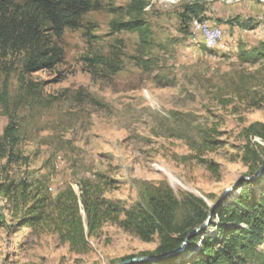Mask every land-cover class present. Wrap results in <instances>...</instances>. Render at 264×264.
<instances>
[{
	"label": "rangeland",
	"instance_id": "374dc122",
	"mask_svg": "<svg viewBox=\"0 0 264 264\" xmlns=\"http://www.w3.org/2000/svg\"><path fill=\"white\" fill-rule=\"evenodd\" d=\"M93 1L53 69L27 75L0 58V179L45 182L53 198L104 180L127 208L167 185L211 206L247 174L248 150L264 155L246 138L264 125V0H147L145 44L110 26L131 0ZM183 5L202 11L182 23ZM213 29L210 48L200 31ZM158 243L105 225L75 255L55 236L0 229V264H116Z\"/></svg>",
	"mask_w": 264,
	"mask_h": 264
},
{
	"label": "trees",
	"instance_id": "16d2710c",
	"mask_svg": "<svg viewBox=\"0 0 264 264\" xmlns=\"http://www.w3.org/2000/svg\"><path fill=\"white\" fill-rule=\"evenodd\" d=\"M147 4L131 0L121 9L122 18L111 22L112 31L137 33L145 44L150 35L143 18ZM100 8L93 0H0L1 60L19 58L27 75L53 69L64 59V32L80 28L82 19ZM201 11L199 5H183L181 22ZM246 138L264 143V125H251ZM245 160L249 180L239 182L235 192L211 206L191 193L177 196L167 185L150 193L145 205L127 208L104 197L108 186L104 180L79 182L77 191L67 189L53 198L45 182L5 177L0 179V229H26L37 239L55 236L71 253L84 255L90 239L98 237L105 225H116L144 242L158 237L155 251L140 257L165 256L185 243L181 252L154 264H264V169L253 179L264 155L250 149ZM179 211L183 215L177 220ZM210 211V224L192 236Z\"/></svg>",
	"mask_w": 264,
	"mask_h": 264
},
{
	"label": "water",
	"instance_id": "95a60500",
	"mask_svg": "<svg viewBox=\"0 0 264 264\" xmlns=\"http://www.w3.org/2000/svg\"><path fill=\"white\" fill-rule=\"evenodd\" d=\"M264 169V164L258 169V172L257 174L253 177L256 178L260 172ZM243 180H249L248 178H245V177H242L241 179H239L237 182H235L232 187L230 189H227L223 195L221 196V198L218 200L221 201L223 199H226L227 197H229V195L233 192V190L236 188L237 184ZM211 217H212V211H210L208 217H207V220L205 221V223L200 227L198 228L197 230H195L193 233H192V236H195L197 233H200L202 232L209 224H210V220H211ZM185 248V243L180 247L179 250L175 251V252H172V253H169L165 256H144V257H135L133 259H130V260H126V261H122V262H118L116 264H141V263H145V264H152V263H155V262H158V261H161V260H165L171 256H174L176 254H178L179 252H181L183 249Z\"/></svg>",
	"mask_w": 264,
	"mask_h": 264
},
{
	"label": "bare ground",
	"instance_id": "6f19581e",
	"mask_svg": "<svg viewBox=\"0 0 264 264\" xmlns=\"http://www.w3.org/2000/svg\"><path fill=\"white\" fill-rule=\"evenodd\" d=\"M197 27H199V25H197ZM216 29H213L210 31H205V33L203 32L205 42L207 43V46L210 48L216 47L217 43L221 40V33H220V31H218Z\"/></svg>",
	"mask_w": 264,
	"mask_h": 264
},
{
	"label": "built area",
	"instance_id": "2783aa9c",
	"mask_svg": "<svg viewBox=\"0 0 264 264\" xmlns=\"http://www.w3.org/2000/svg\"><path fill=\"white\" fill-rule=\"evenodd\" d=\"M200 32H204L205 33V30H201Z\"/></svg>",
	"mask_w": 264,
	"mask_h": 264
}]
</instances>
